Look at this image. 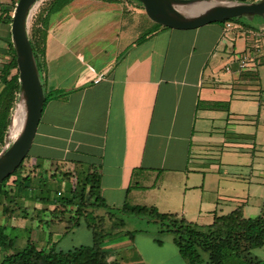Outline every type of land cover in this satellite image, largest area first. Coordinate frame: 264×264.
<instances>
[{
	"label": "crops",
	"instance_id": "obj_1",
	"mask_svg": "<svg viewBox=\"0 0 264 264\" xmlns=\"http://www.w3.org/2000/svg\"><path fill=\"white\" fill-rule=\"evenodd\" d=\"M12 1L0 0V68L10 41L3 18L11 16ZM119 6L109 11L108 27L113 22L118 28L109 42L75 52L59 37L71 20L67 5L49 13L42 63L50 40L60 38L71 56L62 83L54 71L40 72L44 91L59 96L42 107L29 148L34 152L25 159L30 172L22 175L31 177L38 191L35 186L53 180L62 163L82 174L89 163L98 168V194L110 207L153 206L197 225L238 206L244 217L258 215L264 193V159L259 163L264 156V89L255 65L256 38L248 40L242 28L228 38L225 23L192 30L154 26L143 14L141 20L132 4L124 0ZM70 14L78 25L79 10ZM246 50L254 58L244 55ZM242 58L247 68L238 67ZM57 149L59 160L53 161L49 154ZM43 190L22 195L28 198L22 213L14 198L9 203L12 212L6 215L30 231L25 239L9 242L10 252L23 248L27 238L41 249L88 244L90 232L81 218L78 225H67L75 206L50 201L40 196ZM128 219L122 232L101 243L108 264H185L169 235L156 243L155 225L136 218L138 227L129 230ZM136 230L131 237L125 233ZM251 255L263 260L264 243Z\"/></svg>",
	"mask_w": 264,
	"mask_h": 264
},
{
	"label": "trees",
	"instance_id": "obj_2",
	"mask_svg": "<svg viewBox=\"0 0 264 264\" xmlns=\"http://www.w3.org/2000/svg\"><path fill=\"white\" fill-rule=\"evenodd\" d=\"M236 1L244 2V0ZM15 2L16 0L12 1V9ZM51 2L52 0L40 6L26 29V36L39 72H41L44 57L46 21L49 13L53 11L51 6L54 0L52 4ZM63 3H65L64 0ZM10 17L6 15L3 18L5 23H10ZM232 20L235 18L227 19L223 23H230ZM149 22L154 26H159L152 21ZM5 53L7 59L0 68V150L3 146L10 113L19 94L15 53L10 41L6 42ZM50 95L51 93L44 91L42 107L51 97ZM52 96L57 97L59 93L52 94ZM65 165L66 163H62L60 166L62 169H59L61 179L70 182V195L65 198L64 203L75 206L73 218L68 220L67 225L69 227L78 225V220L81 218L90 232V242L67 250L53 247L41 249L27 238L23 248L3 255L0 258V264H108L101 243L105 238L122 232L124 216L129 215L144 218L155 225L154 240L156 243H160L161 235H169L185 264H264V259L260 260L251 255L252 249L264 243V193L260 212L254 217H244L241 207L238 206L226 214L215 215L207 225H197L175 213L159 212L153 206L123 203L120 207H110L98 194L99 172L96 165L88 163L83 172V178L79 182L76 179L74 168L65 167ZM31 180L32 178L28 175H22L21 161L8 176L0 181L2 215L12 212L8 207H11L9 203L14 198V195H8V190H4L2 186H7L9 192L11 191L9 187L12 186L16 191L20 187L27 188L28 185L25 183L31 184ZM97 209L101 210V213H94ZM139 231H126L125 233L131 237L133 233ZM7 245L3 226L0 225V249Z\"/></svg>",
	"mask_w": 264,
	"mask_h": 264
},
{
	"label": "rangeland",
	"instance_id": "obj_3",
	"mask_svg": "<svg viewBox=\"0 0 264 264\" xmlns=\"http://www.w3.org/2000/svg\"><path fill=\"white\" fill-rule=\"evenodd\" d=\"M46 1L47 0H42L40 3V6L43 5V3H45V5H46ZM64 1H65V3H63V0H54V3H53V0H52L51 4L52 3L53 4L51 7L53 9L52 12H58V10H60V8H63L64 6L67 5L68 17L71 20H69V22L67 24L65 23L66 25H64L63 27L61 25L57 31H61V27L64 28L63 29V31L65 30L64 34L60 35L59 37L63 38V40L64 39L66 40L65 41L66 46L67 45L68 46L74 45L72 47L74 52L77 50V48H80L81 50L84 51V49H86L88 46H92V49L94 50L97 47H99L100 42L107 44L110 40V34L117 31L118 28H117L116 24H113V22L108 27L109 23L112 21V20L109 21V17H110L109 11L112 10L115 6L120 7L119 5L122 4V2H124V0H64ZM84 1H89V3L92 2V5H89L87 8H85L86 6L83 7ZM125 2L132 4L135 8H137L138 14H139L137 16H139V18H141V20H143L139 3H137L134 0H125ZM244 2L248 3V2H254V1L253 0H244ZM77 10H79V13H80V15H77L78 25L75 24L77 22V20L75 18H72V15L70 14V12H72V11L75 12ZM34 12H35V9L30 10L29 17H28L27 24H26L27 26H29ZM59 19H60V17L55 18L54 21L56 24H57V21L59 22ZM210 24L218 26V27H221L222 25H224L223 22L222 23L213 22ZM229 24H230V26L228 28H226V36L228 38H230V35L234 36L235 33L240 32L241 28L244 29L246 38L248 40L256 38L257 42H256L255 47L257 48V53L255 56V65L258 67L257 75L259 76L260 85H261L262 89H264V18H262L258 15H253L252 17H239L235 20L230 21ZM46 25H47V21H46ZM103 28H105L106 31L103 30ZM107 28H108V31H107ZM100 33H102V35H100ZM66 34H68V35L66 36ZM106 36H107V38H106ZM226 36H224V37L226 38ZM221 39H222V36L220 33V40ZM58 40H56V41L50 40L49 41V43L47 45V49L45 50L46 57L44 59V63H42L41 71L42 70L44 71L43 76H45L46 70H47V72H50V70L54 71L56 73V75H54V77H55L54 79L57 80L58 84H60L65 80L64 79L65 78V70H64L65 66L64 65H65L66 59H69L71 54H68L66 48H64V47L62 48L61 43H59ZM244 55H246L249 58H254L252 55H249L248 50H246ZM221 61L222 60H220L218 62H221ZM42 62H43V60H42ZM252 63L254 64V61H252ZM42 85H43V83H42ZM47 92L51 93L50 96H52L53 90L47 89ZM18 100H19V97H18L16 103L14 104L10 115L13 113L16 105L19 103ZM7 130H8V126H7ZM12 136H15V135H12ZM33 152H34L33 148L29 149L27 155L22 160V173L30 172V170H28L29 166L27 165L25 159L28 156H31ZM58 154H59V150L57 149L56 151L54 150L53 152H50L49 155H52L51 159L53 161H58L59 160L58 156H57ZM261 154H263V152H261ZM261 157L262 158H260L259 163L261 161H263V159H264L263 155H261ZM45 159H47V158H45ZM49 159H50V157H48V160H45V162L49 161ZM44 173H45V171L42 169L38 175L41 176V175H44ZM47 176H48V173H47ZM44 178L45 177H43V179ZM82 178H83V174L80 173L78 170L76 172V179L79 182L82 180ZM48 179L49 178L47 177L46 180H48ZM41 184H43V185L38 186V188H37V186H35L36 189H39L38 191L37 190L34 191L33 190L34 188H32L33 186L31 184H28L27 182L25 183V185H28L27 188L20 187L15 191V188H13L12 186L9 187L12 192L11 191L9 192V189L7 188V186H2V187H4V190H6V191L8 190V195H14V199L16 200V206L20 207L21 213L24 209V208H22V203L26 199H28V198L23 197L25 195H28V196H30L31 194L38 195L39 191L44 189L40 196L46 195L50 201L57 202V203L64 202L65 198L70 195V193H69L70 182L61 179L59 174H56L54 176L53 180H48V181H46L45 184L44 183H41ZM17 207H15L16 211L18 210ZM8 209L11 210L12 208L8 207ZM99 212L101 213V210H99ZM244 215H245V217L248 216V214H246V213ZM124 217H125V219L129 218L126 221V227H128L129 230L131 229V227L132 228L138 227V223L136 221L137 217L132 216V215L124 216ZM134 220H135V222H134ZM3 221H4V223H3ZM27 221L28 220H26V222ZM0 222L7 226V227H4V225H2L3 226V234L6 236V239L8 241V245L5 248L1 249L0 251L3 250V251H6V253L10 252L11 249L9 247V242L14 241V240L19 241L21 239H25V237L30 235L29 229H23V228L20 229V227H18L16 225V218L14 216L9 217L6 214L0 215ZM140 225H143V223H141ZM10 226H12V228H10ZM13 226H15V227H13ZM27 226H29V221L27 222ZM124 228H125V225H124ZM5 230H6V232H4ZM82 230H84V229L82 228ZM1 257L2 256L0 253V258Z\"/></svg>",
	"mask_w": 264,
	"mask_h": 264
},
{
	"label": "water",
	"instance_id": "obj_4",
	"mask_svg": "<svg viewBox=\"0 0 264 264\" xmlns=\"http://www.w3.org/2000/svg\"><path fill=\"white\" fill-rule=\"evenodd\" d=\"M148 20L169 29L192 30L213 22L252 17L264 18V0L238 2L236 0H135ZM36 0H16L10 17V42L15 53L19 82V100L25 104L22 128L8 144V130L0 150V181L8 176L24 159L32 143L41 115L44 89L28 42L27 20ZM8 121V129L10 124Z\"/></svg>",
	"mask_w": 264,
	"mask_h": 264
},
{
	"label": "bare ground",
	"instance_id": "obj_5",
	"mask_svg": "<svg viewBox=\"0 0 264 264\" xmlns=\"http://www.w3.org/2000/svg\"><path fill=\"white\" fill-rule=\"evenodd\" d=\"M24 117H25V104L23 100H20L19 103L16 105L13 113L11 114L10 124L8 129V133L10 137H16L19 134L24 122Z\"/></svg>",
	"mask_w": 264,
	"mask_h": 264
},
{
	"label": "built area",
	"instance_id": "obj_6",
	"mask_svg": "<svg viewBox=\"0 0 264 264\" xmlns=\"http://www.w3.org/2000/svg\"><path fill=\"white\" fill-rule=\"evenodd\" d=\"M31 9H32V7H31ZM229 25H230V24H229L228 22L225 23V26H226V27H229ZM248 66H249V62L246 61V60H244L243 58L238 60V67H239V68H247ZM225 70H228V68L225 67ZM98 80H99V76H97V77L93 80V82H97ZM10 140H12V137H10V138L8 139V144L10 143Z\"/></svg>",
	"mask_w": 264,
	"mask_h": 264
},
{
	"label": "flooded vegetation",
	"instance_id": "obj_7",
	"mask_svg": "<svg viewBox=\"0 0 264 264\" xmlns=\"http://www.w3.org/2000/svg\"><path fill=\"white\" fill-rule=\"evenodd\" d=\"M42 0H36V2L34 3V5L32 6V9H35V12L33 14V16H35L36 12L38 11V9L40 8V3ZM49 0L46 1V4H48Z\"/></svg>",
	"mask_w": 264,
	"mask_h": 264
}]
</instances>
